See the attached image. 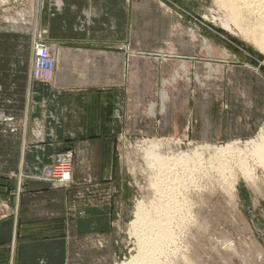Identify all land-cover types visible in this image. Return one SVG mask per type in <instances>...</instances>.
<instances>
[{
    "label": "crops",
    "instance_id": "obj_1",
    "mask_svg": "<svg viewBox=\"0 0 264 264\" xmlns=\"http://www.w3.org/2000/svg\"><path fill=\"white\" fill-rule=\"evenodd\" d=\"M154 8L151 0H47L39 28L54 56L61 50L49 88L31 78L30 33L0 31V175L7 173L13 186V211L0 221V264H69L72 240H93L110 229L111 203L92 194L112 187L117 136L175 131V114L182 110L175 109L174 87L166 89L164 116L158 99L155 117L147 109L155 103L156 76L170 78L171 64L149 70L143 67L147 59L130 56L124 71L120 49L129 41L144 50L133 28ZM123 84L125 96L112 91ZM5 118L13 121L7 132ZM65 152L75 156L70 189H54L35 177L17 179L40 173Z\"/></svg>",
    "mask_w": 264,
    "mask_h": 264
},
{
    "label": "rangeland",
    "instance_id": "obj_2",
    "mask_svg": "<svg viewBox=\"0 0 264 264\" xmlns=\"http://www.w3.org/2000/svg\"><path fill=\"white\" fill-rule=\"evenodd\" d=\"M0 2V31L11 34L14 33L11 32L13 30L30 33L26 30L39 28V26H35L39 12H35L33 9L39 7L41 10L42 8L45 10L47 5V0H44V7L43 0H0ZM151 3L155 8L153 11L144 12L140 19L143 25L133 28L137 31L136 34L141 36L143 40L141 44L144 50L133 49L129 41L127 44L121 45L120 49L126 55L124 70L126 71L129 57L134 55L147 59L150 64L148 66L143 65V67L149 70L155 64L160 68L163 64L162 60H180L187 63L184 65L188 74L182 75L180 80H177L176 87L174 86L177 90H175V109L182 110L183 113L179 116L175 114L176 129L174 132V129H171L167 133H156L153 136L144 133H121L117 136L114 148L116 168L114 173L116 176L113 178L112 187L92 194L98 200L105 198L111 203L110 229L105 235H95L93 240H86L85 238L72 240L74 248L69 251V264H122V262L129 261L132 256L136 255L137 238L129 232L130 223L134 220L138 203L143 201L148 204L156 197L152 195L153 191L149 187L153 184L154 173L147 166L145 153L148 146L152 147L164 143L168 144L160 149L159 152L162 156H170L180 152L185 154L190 152L192 155L191 151L193 153L197 151L199 153L195 154L203 153V161L201 160L202 155L200 157L195 155V157H191L193 161L191 165L203 167L205 164L206 167H198L191 174L192 179L187 175L182 177L185 183L179 181L178 184L182 182L180 185H184L183 187L188 190L181 188L177 193L173 190L169 192H173L176 196L188 197L190 203L192 201L191 210H194L189 226L182 228L185 229L182 230L183 232H177L179 239H175L178 243L174 240L178 244L177 249L181 248L186 251L189 262L222 264V254L233 255L231 261L235 259L237 262L239 257L243 258L241 256L248 252L249 246L252 248L253 244L251 243H254L260 250L263 261L258 259L257 254H252L247 259L248 261L243 259L245 261L243 264L248 262L249 264H264V114L262 113L264 110V54L257 50L253 44L240 37L237 31L233 35L223 27L219 20L222 18V9H219L218 2L214 0H151ZM20 14L25 15L24 20L20 18ZM14 22H20L18 25L15 24L18 26L16 30L13 29ZM173 26L177 28L174 29V35L171 37L169 32L173 31L171 29ZM39 31L44 32L43 28L40 27L39 30H32L29 35L25 34L26 39H29L30 51H32L34 35ZM192 36L196 39L192 40ZM200 38L213 44L218 51L229 54L227 53V57H223L212 51L205 53L204 50L206 49L200 45ZM43 42L49 48L50 57L55 60L53 48L46 41V37H44ZM165 42H171L175 45L176 51L173 55L168 54L170 51L167 50ZM162 56L163 58H160ZM202 65H210L215 74H212L207 81H202V84H199L194 79V74H203L204 72L208 74L206 68L202 70ZM55 69L56 61L54 76L51 81L37 80L32 75L31 78L34 82H39L49 88L54 83ZM30 71H32L31 68ZM124 77L125 74H123ZM142 77L144 76L142 75ZM161 80L168 82L165 89H173L169 77L164 76L162 78L159 76L157 78L156 76L154 104L158 99L157 92L161 86ZM145 85H143V89L147 88ZM113 89L112 91L125 96V84ZM236 109L241 113L249 114V119L242 118L239 120L234 113ZM144 115L145 117L143 115L140 117L149 119L147 114ZM11 122H13L12 119H4L5 132L9 131L8 125ZM189 140L192 142V146L188 145ZM232 141H239L241 147L249 142L246 149L249 150L247 154L250 155L249 166L254 170L252 182L248 183L245 180L244 173L240 171L235 158H230V160L225 158L226 161L220 159L219 162L215 161L217 159L211 160L209 158L212 153V146L222 148ZM197 147L200 151L202 147L206 150L202 148L203 150L200 152ZM205 151H208L209 157ZM63 155L71 157L72 185L69 188L52 187L58 190L70 189L74 183L72 166L75 156L72 152H65L56 155L54 160ZM196 156L199 163L197 159V161L195 160ZM54 160L43 170L52 167ZM208 160L210 161L209 165L211 166L213 163L214 168L208 165ZM213 160L216 163L212 162ZM133 162L135 165L132 164ZM218 167L222 168L225 174H222L224 173L222 170L220 173ZM197 170L198 173H196ZM215 170L222 176L217 174ZM39 174L25 176L21 173L17 179L22 182L27 177H35L32 179L37 180L36 176ZM193 175L197 176L199 182ZM226 176L229 178L226 179ZM8 177L10 176L7 173L0 175V221L8 218L9 212L13 211L11 205L13 186ZM38 181L52 185L48 178ZM195 184L201 186V189L198 186L193 187ZM54 185L57 184L54 182ZM197 191L199 192L196 193ZM197 200H200V204L196 202ZM82 242L87 244L82 245ZM228 243L233 244V246L228 247ZM229 260L230 258H228L227 264H231Z\"/></svg>",
    "mask_w": 264,
    "mask_h": 264
},
{
    "label": "bare ground",
    "instance_id": "obj_3",
    "mask_svg": "<svg viewBox=\"0 0 264 264\" xmlns=\"http://www.w3.org/2000/svg\"><path fill=\"white\" fill-rule=\"evenodd\" d=\"M6 1H8V0H6ZM214 1L218 2L219 9H222V11H221L222 12L221 13L222 18H219V20H220V23H222L223 27L228 32H230V34H233V35H235V31H237V33L240 35V37H242L245 41L253 44L257 48V50H259L260 52H262L264 54V0H214ZM40 9L41 8H39V7L37 9L35 8V10L33 9V11L39 12L38 19H36L37 25H35V26H39ZM23 17H25V15L20 14V18H22L24 20ZM12 21H14V20H12ZM19 23L14 22L13 29L16 30L18 27L16 25H18ZM175 28H177V27H175V26L171 27V29L173 30L172 32L171 31L169 32V35L171 37L174 35L173 32H174ZM32 30H39V28L32 29ZM32 30H31V28H29L26 31L31 33ZM44 34H45L44 32L39 31V32H37V34L34 35V37L36 40L39 38L41 40H44ZM190 34H192V33H190ZM195 39H196V37L192 36V40H195ZM199 42H200V45H202V47H204L206 49V50H204L205 53H206V51H210V52L212 51V52H216L219 55H222L223 57H227L228 52L226 53L224 51H218V49L215 48L213 44L207 42L206 40L200 38ZM165 45L167 47V50L170 51L168 54L173 55L174 52L176 51L175 45L171 42H165ZM56 50H57L56 51L57 53L55 55V61H56V59L60 60V57H61V50H58V49H56ZM176 54H178V53H176ZM33 56L35 57V47H34V51L32 49V58H33ZM160 58H163V56ZM162 62H163V64L169 63L173 67L172 68L173 73L170 74V82H171V86L176 87L177 80H180L182 75L188 74L187 68L185 69V65H184L187 63L181 62L180 60H174V61L162 60ZM129 63H130V61H129ZM126 67L128 69V63L126 65ZM129 67H131V63L129 65ZM205 68L208 70V74H206L205 72H204L205 74L204 73L203 74H199V73L194 74L195 75L194 79L199 84H202V81H207L209 78H211L210 76L212 74H215V71L211 69L210 65L209 66L208 65H202V70H204ZM128 74H129V82H130L131 81V79H130L131 72L128 71ZM216 74H218V73H216ZM126 75H127V73H126ZM132 76H133V74H132ZM126 81H128V79ZM165 81L166 80L160 81L161 86L157 92V97H158V101H159V111L158 112H159L160 116H164V114L166 112L164 104L169 98V95L167 92L168 90L166 91V89H165V86L168 82H165ZM132 83L138 84V82H132ZM194 97H195V95H194ZM147 109H148V114L151 115V117H155V104H153V103L149 104ZM262 112H264V111H262ZM181 113H182V111L177 113L178 116ZM234 113L238 119L249 117V115L247 113H241L238 109H236V111ZM188 142H189L188 145H191L192 142L190 140ZM247 143L249 144V142H247ZM167 144L168 143L159 144V145L157 144L156 146H152V147L147 145L148 148H147V151L145 153V160L147 162V166L150 169V171H152L154 173L153 184H151L150 186L148 185V186L151 187V189L153 191L152 195H154L156 197L152 200L151 203L146 204L143 201L138 203V206L136 208V212H135L134 217H133L134 220L130 223V228H129L130 234L134 235L137 238L136 255L132 256L129 261L122 262V264H187V263L188 264H195V262L194 263L189 262V259L186 257V251L182 250L181 248L177 249L178 244L175 243V241L177 240L175 238H178L177 232H180V231L183 232L182 230H185V229H182V228H186V226L187 225L189 226V224L191 223V219L193 216L192 213L194 211V210L193 211L191 210V207H193L192 201L190 203V201L188 200L189 199L188 197H186V196L180 197V195L176 196L173 192L177 193V191L179 189L185 188V187H183L184 185L181 186L182 182L180 183L181 185L178 184L179 181L184 180V178H182L183 176L187 175V176H190V178H191L192 177L191 174L194 171H196V169H198V167H201V168L205 167L204 166L205 164L203 165V167L199 166V165L197 166L195 164H194L195 166L191 165L193 162L191 157H195V155H197V156L199 155V157H200L203 153L202 154H195V153H199V152H197L196 148H194V150L196 152L193 153L191 151L192 155L188 151L189 153L188 152L187 153L189 155L182 153V152H180V153L178 152L179 154H172L170 156H162L159 151L162 147L167 146ZM248 144H245V146L241 147V143L239 141H232V142L227 143L222 148L221 147L220 148H214V146H212L213 149L211 151L212 153L210 154V157L207 154L208 151H205L206 153L205 152L204 153L207 154L208 157L211 158V160L217 159V160H215L217 162H219L220 159H221V161L223 159L226 161L225 158H229V160H230V158H235L236 161L238 162L237 165L239 166L240 171H242V173H244L243 175H244L245 180L249 183V182H252V180L254 179V176H253L254 170L250 168L249 163H248V160L250 159V155L247 154L249 150L246 149L247 148L246 146ZM202 148L200 151L199 147H197V149L200 152H202V150L205 149V148H203V149ZM141 149H143V148H141ZM208 150H209V148H208ZM252 157H254V156H252ZM196 159L198 160V157L195 158V160ZM202 159H203V155H202L201 160ZM196 161H194V162H196ZM208 161H207V163H208ZM215 161L213 160L212 162L216 163ZM134 162L132 164L135 165L136 162L135 163ZM198 163H199V160H198ZM224 163H226V162H224ZM209 164H210V161H209L208 165ZM190 165H191V167H190ZM211 166H213V163H211ZM205 168H204V170H205ZM213 168H214V166H213ZM216 168H217V166H216ZM223 168H224V166H223ZM229 168H230V166H229ZM199 170L201 171V169H199ZM204 170H203V172H204ZM221 170H222V168L218 169V171L220 173H221ZM176 172H179V173L176 174ZM198 172L199 171L197 170L196 173H198ZM209 172H210V170H209ZM215 172L217 173V170H215ZM223 172L224 173H222V174H225V171H223ZM228 173H230V172H228ZM206 174H207V172H206ZM217 174H219V173H217ZM226 174H227V170H226ZM219 175H221V174H219ZM204 176H205V174H204ZM195 178L198 180L197 176ZM227 178H229V176L228 177L226 176V179ZM186 179H188V178H186ZM188 181L190 182V180H188ZM235 181H237V180L235 179ZM193 182H194V179H193ZM198 182H199V180H198ZM187 184L188 183L186 181V185ZM196 184L193 187H197L198 185L196 186ZM198 187H200V189H201V186H198ZM189 189L191 191V188H189ZM231 189H232V187H231ZM171 190H173V192L169 193ZM185 190H188V189L185 188ZM198 192L199 191H197L196 193H198ZM188 193H190V192L188 191ZM186 195L188 196L189 194H186ZM197 197H198V195H197ZM196 202L199 203L200 200H197ZM196 202H193V203H196ZM184 206L186 207L185 209H184ZM184 232H187V231H184ZM185 235H186V233H185ZM251 244H253L252 248H249L250 247L249 246L247 249V251H248L247 253H244L243 256L239 255L243 258L239 257L237 259V262H235V259L232 260L233 262L231 261V259L234 257L233 255L230 256L228 254H222V256H221L222 264H227L228 258H230L229 262H231V264L232 263L243 264L245 262L243 259H245V260L249 259L252 254L253 255L257 254V256H259L258 259L262 260L263 256H262L260 250L258 249V247L254 243H251ZM227 246L231 247V246H233V244L228 243ZM236 252H237V250H236ZM250 260H252V259H250ZM247 264H249V262Z\"/></svg>",
    "mask_w": 264,
    "mask_h": 264
},
{
    "label": "built area",
    "instance_id": "obj_4",
    "mask_svg": "<svg viewBox=\"0 0 264 264\" xmlns=\"http://www.w3.org/2000/svg\"><path fill=\"white\" fill-rule=\"evenodd\" d=\"M44 40L35 39L33 42V51L35 47V57L32 58V77L41 81H51L54 75L55 60L49 55V48L44 44ZM71 157L58 156L54 160V165L48 170L44 169L36 177L37 180L50 179V183L55 188H69L72 185L71 180ZM47 172V173H46ZM49 173V174H48ZM54 182L57 184L54 186Z\"/></svg>",
    "mask_w": 264,
    "mask_h": 264
}]
</instances>
